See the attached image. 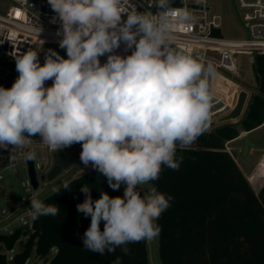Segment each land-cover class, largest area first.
I'll return each instance as SVG.
<instances>
[{"label": "clouds", "instance_id": "1", "mask_svg": "<svg viewBox=\"0 0 264 264\" xmlns=\"http://www.w3.org/2000/svg\"><path fill=\"white\" fill-rule=\"evenodd\" d=\"M48 4L67 58L52 49L43 64L35 51L15 58L18 77L10 88L0 86V149L10 148L12 159L27 149L23 155L31 160L36 136L53 152L81 144L80 162L106 177L114 191L123 188L122 196L101 191L94 200L82 185L85 199L76 208L91 218L83 248L101 256L120 248L128 255L127 245L160 235L157 221L173 197L154 186L143 194L138 188L158 180L162 166L178 170V146H191L207 130L216 68L173 46L176 21L192 18L178 13L172 0H154L156 14L128 11L122 0ZM122 44L130 54L118 53ZM70 184L65 179L51 191L58 195ZM59 212L55 203L31 196L33 221Z\"/></svg>", "mask_w": 264, "mask_h": 264}, {"label": "trees", "instance_id": "2", "mask_svg": "<svg viewBox=\"0 0 264 264\" xmlns=\"http://www.w3.org/2000/svg\"><path fill=\"white\" fill-rule=\"evenodd\" d=\"M252 65L256 90L245 116L237 124L224 123L205 131L191 146H178L177 158L183 157L179 169L162 166L159 179L149 184L173 197L157 221L161 232L156 264H264V185L255 192L225 149L242 131L264 121V54H254ZM70 181V189L40 198L60 207L57 216L32 220L31 231L16 228L11 234H0V264H23L32 253L41 264H112L117 256L122 264H150L147 240L127 245L128 255L120 248L103 256L83 248L82 237L91 218L76 208L85 199L82 185L91 188L94 200L101 191L122 196L123 188L114 191L94 169ZM103 225L101 221V230ZM18 240H22L20 248L8 261L6 253Z\"/></svg>", "mask_w": 264, "mask_h": 264}, {"label": "built area", "instance_id": "3", "mask_svg": "<svg viewBox=\"0 0 264 264\" xmlns=\"http://www.w3.org/2000/svg\"><path fill=\"white\" fill-rule=\"evenodd\" d=\"M6 1L9 4L5 12L0 14V86L10 88L18 77V72L16 67L6 62L5 59L15 61L16 57L33 51L35 43L59 45L61 37L56 34L59 23L50 22L55 13L48 4V0ZM235 5L241 11L240 24L245 31L243 39H225L221 34H215V31L220 33V17L211 13L208 0H172V7L176 8L178 13H187L192 18L187 22L176 21V39L173 46L184 53L211 61L216 68L217 75L210 81L214 101L209 123L227 114L235 103L239 86L229 79L237 73L235 56L249 55L248 60L252 64L254 54H264V0H235ZM122 6L128 11L148 14H156L158 11L154 7V0H122ZM122 19H126V16ZM40 28L42 31L39 33L37 30ZM117 51L121 55H127L131 50L125 52L122 44ZM106 59V55L100 57L101 63H104ZM51 84L52 81L46 82V86H51ZM228 85H231L230 93L222 94L220 90L226 89ZM41 144L36 141L30 148ZM41 147L44 151L53 152L44 144ZM225 149L231 152L226 145ZM10 151V148L0 149V169L6 166L13 167L16 160L25 162L23 152L27 149L16 150L15 159L9 156ZM33 167L36 177V168H39V165L33 162ZM12 172H16L14 167ZM22 186H24L23 183ZM39 186H41V191H44L48 183L42 181L40 185L37 180V187L33 190H37ZM31 188L32 185L28 178L25 182V189ZM32 195L34 194L21 197L15 206L10 207L11 211L6 223L16 220L20 223L19 228L32 230L30 216ZM35 195L42 197L36 193ZM11 252L12 249L6 253L8 261L12 259ZM51 252L54 253L55 249ZM28 259L23 264H29Z\"/></svg>", "mask_w": 264, "mask_h": 264}, {"label": "rangeland", "instance_id": "4", "mask_svg": "<svg viewBox=\"0 0 264 264\" xmlns=\"http://www.w3.org/2000/svg\"><path fill=\"white\" fill-rule=\"evenodd\" d=\"M209 6L211 9V13L218 15L220 17V34L225 39H243L245 37V31L240 24L241 18V11L237 9L235 5V0H208ZM8 2L6 0H0V14H3L8 6ZM49 49H52L63 56L65 59L67 58L66 50L61 49L59 45L44 43L39 44L35 43L33 46V51L38 52L39 61L41 64L44 63L45 56ZM249 55L246 54H238L235 56V62L237 65V73L236 75L229 78L234 84L239 86V90L243 89L246 90L248 93V99L246 103L250 100L252 94L256 90V78L253 69V65L248 60ZM6 62L15 66V61L10 59H5ZM224 75H227L224 73ZM228 76V75H227ZM231 86V85H230ZM230 86L224 90H220L222 94H229L230 93ZM245 111V109H244ZM241 119V118H240ZM239 119V121H240ZM237 121L235 124H237ZM211 128H207L206 131L210 130ZM256 134H260V136L264 139V128ZM35 141L40 142V137L37 136L33 138ZM43 144V143H42ZM41 144V145H42ZM194 144V143H193ZM192 144V145H193ZM40 146H35L32 150L36 153V158L32 159L34 164H38L39 168H36V177L38 182L41 185L42 181H46L48 186L45 188L44 191H41V186L37 188V190H33V188L26 190L25 189V182L28 180L27 176V169L26 163L22 162L21 160H16L14 163V169L16 172H12L11 166H6L5 168L0 169V234H9L16 228L20 227V223L16 220L12 222H7V218L11 211V206H15L19 201L20 198L23 196H27L29 194H39L42 197L49 195L52 191L51 188L54 185L60 184L63 180L68 179L71 180L75 177H78L82 173L88 170H92L93 168L91 165L85 167L80 161L75 162L66 170L62 171L58 176H56L53 180L48 181L46 179V174L51 167V155L53 152L44 151L43 148ZM234 144H230L229 148L231 149ZM82 147L81 144H74L71 147L61 151V152H79L81 153ZM235 157L239 162L240 156L235 151ZM260 172L262 176H264V165L260 163ZM264 182V181H263ZM22 183L24 186H22ZM143 192L147 191L149 185L140 186L139 187ZM3 211V213H1ZM22 240H18L13 249L11 254L13 255L16 253L20 248V243ZM147 247L149 252V259L150 264H156L155 261V247L157 245V238L153 240H147ZM9 254V253H8ZM53 252L49 255L51 256ZM29 264H41V260L35 258L34 254L32 253L28 259Z\"/></svg>", "mask_w": 264, "mask_h": 264}, {"label": "water", "instance_id": "5", "mask_svg": "<svg viewBox=\"0 0 264 264\" xmlns=\"http://www.w3.org/2000/svg\"><path fill=\"white\" fill-rule=\"evenodd\" d=\"M247 99H248V93L245 90L240 89L237 93L235 103L233 107L229 110V112L224 116L218 118L217 120L210 122L208 127L213 128L215 126L224 123H235L239 121L240 118L242 119L246 114L249 103L251 102V98H250V100L246 103ZM242 140H243L242 152L244 153L247 151L248 147L251 144L246 136H242ZM77 161H80L79 152H53V154L51 155V167L49 168L46 174V179L48 181L53 180L62 171L66 170L68 167H70L72 164H74ZM25 163L27 169V176L30 180L32 188L36 189L37 180L35 177L33 161L32 159L31 160L25 159Z\"/></svg>", "mask_w": 264, "mask_h": 264}, {"label": "crops", "instance_id": "6", "mask_svg": "<svg viewBox=\"0 0 264 264\" xmlns=\"http://www.w3.org/2000/svg\"><path fill=\"white\" fill-rule=\"evenodd\" d=\"M263 128L264 121L261 125L250 131H242L238 137L226 144V146L228 147L230 146V144H234V146H232L231 148L233 159L242 174L248 179L255 192H258L264 185V176H262L259 169L260 163L264 162V139L260 136V134H256ZM242 136H246L251 144L248 147L247 151L244 153L242 152ZM235 151L240 156L239 162L235 157Z\"/></svg>", "mask_w": 264, "mask_h": 264}, {"label": "bare ground", "instance_id": "7", "mask_svg": "<svg viewBox=\"0 0 264 264\" xmlns=\"http://www.w3.org/2000/svg\"><path fill=\"white\" fill-rule=\"evenodd\" d=\"M262 165H264V162L262 163Z\"/></svg>", "mask_w": 264, "mask_h": 264}]
</instances>
